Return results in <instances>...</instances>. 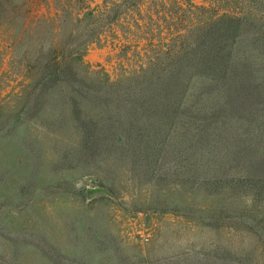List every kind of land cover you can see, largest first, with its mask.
Returning <instances> with one entry per match:
<instances>
[{"label":"rangeland","instance_id":"rangeland-1","mask_svg":"<svg viewBox=\"0 0 264 264\" xmlns=\"http://www.w3.org/2000/svg\"><path fill=\"white\" fill-rule=\"evenodd\" d=\"M73 1L0 0V264H236L210 247L245 240L233 227L243 202L224 209L223 198L190 192L196 181L182 189L183 175L143 170L132 147L105 133L86 147L69 90L43 80L45 59L68 53L86 33ZM160 2L126 12L88 44L80 76L137 70L139 55L155 52L139 32L165 52L210 18H264V0ZM137 22L147 27L138 31Z\"/></svg>","mask_w":264,"mask_h":264},{"label":"trees","instance_id":"trees-1","mask_svg":"<svg viewBox=\"0 0 264 264\" xmlns=\"http://www.w3.org/2000/svg\"><path fill=\"white\" fill-rule=\"evenodd\" d=\"M160 1L104 0L92 8L88 0H74L75 23H87L86 33L74 48L67 46L68 53L62 49L45 59L43 80L69 90L75 129L86 147L105 133L120 147L134 149L139 168L170 179L183 175L187 180L177 185L182 189L196 181L189 191L223 198L224 209L243 202L233 227L247 232L245 240L234 245L218 240L210 250L236 264L263 263L264 18L249 11L210 18L178 34L165 52L161 40L139 32L155 52L140 54L137 70L112 79L100 69L93 81L77 70L88 44L99 41L105 29L126 12L140 14L144 3ZM152 120L159 122L156 128L145 125Z\"/></svg>","mask_w":264,"mask_h":264}]
</instances>
